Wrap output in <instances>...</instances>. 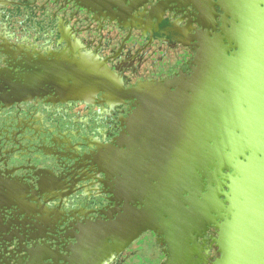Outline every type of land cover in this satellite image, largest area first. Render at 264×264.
<instances>
[{
    "label": "flooded vegetation",
    "instance_id": "af4514ba",
    "mask_svg": "<svg viewBox=\"0 0 264 264\" xmlns=\"http://www.w3.org/2000/svg\"><path fill=\"white\" fill-rule=\"evenodd\" d=\"M199 14L170 0H0V183L26 191L1 212L0 264H31L44 241L70 255L77 227L115 210L104 184L135 103L120 89L189 74L208 31ZM37 184L64 189L42 195ZM32 194L49 200L48 215L32 212ZM193 234L170 248L147 229L102 264H214L219 230Z\"/></svg>",
    "mask_w": 264,
    "mask_h": 264
},
{
    "label": "water",
    "instance_id": "95a60500",
    "mask_svg": "<svg viewBox=\"0 0 264 264\" xmlns=\"http://www.w3.org/2000/svg\"><path fill=\"white\" fill-rule=\"evenodd\" d=\"M170 1L197 9L208 29L196 35L191 72L120 89L135 103L104 184L115 210L77 227L70 255L31 234L44 241L31 264H102L144 230L171 248L208 226L219 230L214 264H264V0ZM49 186L34 185L33 193L64 189ZM9 188L18 194L10 198ZM24 193L0 183V215L20 207ZM30 201L36 215L51 211L48 199Z\"/></svg>",
    "mask_w": 264,
    "mask_h": 264
}]
</instances>
